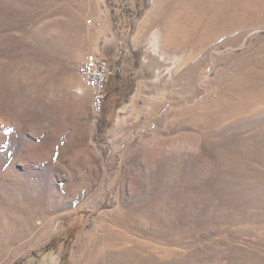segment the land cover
Returning <instances> with one entry per match:
<instances>
[{
  "label": "rangeland",
  "instance_id": "1",
  "mask_svg": "<svg viewBox=\"0 0 264 264\" xmlns=\"http://www.w3.org/2000/svg\"><path fill=\"white\" fill-rule=\"evenodd\" d=\"M216 2L192 51L160 0H0V264H76L117 207L129 264H264V0Z\"/></svg>",
  "mask_w": 264,
  "mask_h": 264
},
{
  "label": "bare ground",
  "instance_id": "2",
  "mask_svg": "<svg viewBox=\"0 0 264 264\" xmlns=\"http://www.w3.org/2000/svg\"><path fill=\"white\" fill-rule=\"evenodd\" d=\"M160 2L162 5H166L159 21L165 36H169L172 33L170 31L174 32L175 30L178 29H182L186 32L192 31L193 33L200 32L205 34L199 40L191 43L190 50L193 51V49L196 50L194 48L196 47V45H200L202 47L203 44H205L206 42L208 43L212 39L213 35L214 36L216 35L217 24L221 22V21L218 22V10H217L218 6L216 0H160ZM246 9L250 10V8H246ZM252 12H254V10ZM250 18L252 17L250 16ZM143 29H144V23H142V25L140 26L139 33H141ZM252 75L253 72L250 74V77ZM116 214L117 215L114 216L110 220V222H102L100 224H97L96 222L93 223L94 228L90 232V236L87 243L84 242L83 246L81 247L80 253L76 256V264H129L130 263L126 261V257L121 256L117 251L116 247L118 244L117 245L116 243L114 244L118 233V231L116 232L117 229L115 230V227L119 226V227L127 228L126 219L120 207H117ZM145 248L146 245H143L142 250L143 251L146 250ZM143 251L136 250L134 252L135 262L131 264H157L156 259L153 260L154 258L152 259L149 254L145 255ZM126 253L128 252L126 251Z\"/></svg>",
  "mask_w": 264,
  "mask_h": 264
},
{
  "label": "built area",
  "instance_id": "3",
  "mask_svg": "<svg viewBox=\"0 0 264 264\" xmlns=\"http://www.w3.org/2000/svg\"><path fill=\"white\" fill-rule=\"evenodd\" d=\"M109 69L108 61L96 53L86 54L78 66L79 78L91 92V107L95 114L102 110Z\"/></svg>",
  "mask_w": 264,
  "mask_h": 264
}]
</instances>
